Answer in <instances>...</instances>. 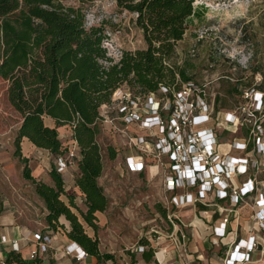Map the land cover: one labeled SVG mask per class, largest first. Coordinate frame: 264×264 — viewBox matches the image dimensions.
Returning a JSON list of instances; mask_svg holds the SVG:
<instances>
[{
    "label": "trees",
    "instance_id": "16d2710c",
    "mask_svg": "<svg viewBox=\"0 0 264 264\" xmlns=\"http://www.w3.org/2000/svg\"><path fill=\"white\" fill-rule=\"evenodd\" d=\"M64 1L0 0V80L6 83L8 104L21 116L14 143L16 156L27 163V157L22 155L25 139L56 156L50 171L54 185L38 181L27 166L24 169V178L34 184L48 212V226L42 234L62 233L102 263L111 261L112 256L100 253L98 242L86 233L73 211L78 210L83 221L97 229V214L109 206L99 185L104 156L99 142L104 133L97 122L99 107L126 83L150 93L160 85L179 90L190 82L187 68L173 60L178 43L202 10L194 8V0H116L119 8L137 14L136 23L146 48L122 51L115 59L104 48L103 29L87 28L83 9ZM255 79V84L244 88L264 92V71ZM61 129L71 131L72 146L76 143L78 147L79 174L75 182L86 212L67 192L63 174L57 169L58 159L72 149L61 141ZM244 132L248 136L249 131ZM106 152L113 160L120 150L108 145ZM154 252L153 246L145 249L144 259L150 261ZM12 262L23 264L21 255L11 253L6 264ZM40 263L41 257H37L34 264Z\"/></svg>",
    "mask_w": 264,
    "mask_h": 264
},
{
    "label": "rangeland",
    "instance_id": "374dc122",
    "mask_svg": "<svg viewBox=\"0 0 264 264\" xmlns=\"http://www.w3.org/2000/svg\"><path fill=\"white\" fill-rule=\"evenodd\" d=\"M64 2L83 9L87 28L103 29L106 37L103 45L108 56L118 59L122 51L146 48L136 23L137 14L119 8L116 0ZM193 6L203 12L192 19L184 39L177 45L173 61L187 68L191 81L206 87L208 100L216 97L211 107L212 115H217L212 124L217 127V121L220 122L226 112L237 111L239 116L243 115L239 110L242 100L237 88L255 84L256 75L264 71V0H194ZM5 90L6 83L0 80V201L14 206L16 214H22L21 219L27 224L44 230L48 226V212L34 184L24 178V169L27 166L38 181L54 185L50 171L55 166L56 156L47 151L32 153V158H28L23 148L27 163L16 156L14 143L21 116L8 104ZM244 124L251 127L254 121L246 119ZM220 131L222 144L242 140L245 133L243 129L234 131L228 126ZM59 137L64 145L72 146L69 129H61ZM99 142L104 149L99 185L109 199V206L105 212L97 214V229L87 225L79 211L73 209L86 233L98 242L100 253L112 256L113 264H132L141 245L146 249L153 246L156 250L157 242H161L162 247L170 249L171 242L166 236L172 233V228L167 221L163 180L123 170V139L104 132ZM108 145L121 151L113 160L107 155ZM253 171L258 180L264 182V155L254 156ZM78 174L76 166L70 169V174L63 175V179L67 192L75 197L79 209L86 212L84 198L76 187ZM63 199L68 203L66 197Z\"/></svg>",
    "mask_w": 264,
    "mask_h": 264
},
{
    "label": "built area",
    "instance_id": "2783aa9c",
    "mask_svg": "<svg viewBox=\"0 0 264 264\" xmlns=\"http://www.w3.org/2000/svg\"><path fill=\"white\" fill-rule=\"evenodd\" d=\"M240 97L239 110L243 115L226 112L216 127L212 122L217 115H212L211 107L216 97L208 100L205 86L190 81L179 90L160 85L156 92L147 93L126 83L113 91L109 102L100 105L97 119L104 132L123 139L121 155L126 173L163 180L167 221L172 228L166 239L177 250L187 253L190 240L187 225L179 216L182 208L205 205L223 213L219 225L213 228V236L215 242L231 237L226 264L248 263L259 248L264 255V182L253 171L254 156L264 155V92L243 88ZM246 119L253 120L254 126H245ZM227 126L234 131L246 129L249 134L243 135L242 140L222 144L220 130ZM78 158L75 143L66 156L58 159V172L64 174L76 167ZM238 178L244 181L238 184ZM241 204L253 207L257 225L246 239L228 229L231 218L238 219L236 207ZM42 233L34 235L38 247L30 254L32 261L42 258L51 248L52 237ZM6 242L3 237L2 243ZM11 244L15 252L20 251L18 241ZM161 244L157 242L154 257L158 264H168L169 247ZM145 249L141 245L138 252ZM65 254L77 262L90 257L72 242L66 246Z\"/></svg>",
    "mask_w": 264,
    "mask_h": 264
},
{
    "label": "crops",
    "instance_id": "0c3cea01",
    "mask_svg": "<svg viewBox=\"0 0 264 264\" xmlns=\"http://www.w3.org/2000/svg\"><path fill=\"white\" fill-rule=\"evenodd\" d=\"M49 125H53L49 121ZM23 149L28 158H32V153L47 152L43 149L34 147L27 139L23 142ZM70 174V170L63 175ZM244 181L237 179V183ZM239 217L231 218L228 226L229 230L236 231L238 237L246 239L251 235L254 227L257 225L253 221V207L249 204H241L237 207ZM223 213L217 208L198 205L196 207L187 206L179 211V216L187 225V232L190 240L187 253L177 250L174 243L171 242L170 249L167 254L168 264H226L225 257L229 249L231 237L223 241H216L213 236L214 226L219 225ZM22 214L17 215L9 202L0 201V264L6 263L11 253L21 255L23 264H34L30 259V254L37 250L38 243L34 240L37 232L43 231L35 229L33 224H27L21 219ZM46 230V229H44ZM264 236V233L261 234ZM6 237L8 242L2 243V238ZM52 245L47 254L42 256L40 264H113L111 261L98 263V260L92 256L86 258L82 262H77L71 256L65 254V248L70 244L66 236L60 234H52ZM18 241L19 252H15L12 248L11 241ZM169 247V246H168ZM133 264H158L153 256L150 261L144 259L143 253L138 252ZM41 257V256H40ZM12 264H18L12 262ZM244 264H264V255L260 248L252 254V261Z\"/></svg>",
    "mask_w": 264,
    "mask_h": 264
}]
</instances>
